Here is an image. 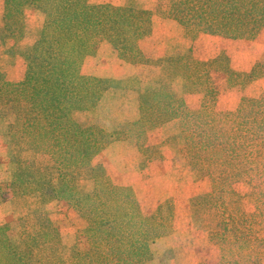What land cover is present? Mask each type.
Returning <instances> with one entry per match:
<instances>
[{
	"label": "trees",
	"instance_id": "16d2710c",
	"mask_svg": "<svg viewBox=\"0 0 264 264\" xmlns=\"http://www.w3.org/2000/svg\"><path fill=\"white\" fill-rule=\"evenodd\" d=\"M4 9L5 29L11 37L23 35L26 10L42 17L35 42L8 53L14 62L20 58L23 76H14L13 61L8 68L0 67V105L14 116L12 142L34 157H47L44 166H34L23 162L21 150L14 148L17 168L9 185L15 193L20 189L23 195L47 201L64 199L87 222L70 247L60 239L49 240L52 230L47 220L38 237L28 235L31 239H24L22 247L14 245L7 228L1 226L0 264H140L151 260V245L172 231L175 206L171 199L161 200L152 214L142 216L134 191L113 186L108 177L96 179L91 192L76 188V179L85 171L91 173L93 158L112 141L102 128L81 125L73 118V110L87 109L107 88L104 79L82 74L83 62L106 43L125 62L150 64L138 42L153 34L154 15L175 21L193 37L211 33L253 40L264 28V0H159L155 12L129 2L113 6L92 5L88 0H5ZM172 64L189 85L188 93L200 96L199 106L190 108L163 81L141 94L139 119L130 129L136 134L138 149L145 156L147 131L177 120L188 148V164L213 181L210 193L190 203L208 243L219 252L215 264H260L264 260L260 213L264 209V92L242 96L232 111H218L210 72L198 68L211 63L180 56ZM223 71L229 87L246 86L264 76V60L248 73ZM153 160L147 157L146 161ZM242 177L251 188L257 213L244 209L245 197L237 189Z\"/></svg>",
	"mask_w": 264,
	"mask_h": 264
},
{
	"label": "rangeland",
	"instance_id": "374dc122",
	"mask_svg": "<svg viewBox=\"0 0 264 264\" xmlns=\"http://www.w3.org/2000/svg\"><path fill=\"white\" fill-rule=\"evenodd\" d=\"M88 2L113 6L129 2L153 12L159 4V0ZM4 7L5 0H0L2 70L8 68L10 61L14 62L9 58L10 50L19 52L35 42L42 22L40 15L26 10L21 31L23 35L19 38L18 33L16 37H11L10 31L5 29ZM152 23L153 34L138 42L143 56L151 60L150 64L125 62L106 43L101 44L95 54L86 57L83 62L82 74L104 79L107 88L94 104L88 103L87 109L73 110V118L81 125L102 128L111 134L112 141L93 158L91 173L85 171L76 179V188L82 193L91 192L96 179L108 177L113 186H127L134 191L142 216L152 214L161 200H172L175 206L172 231L151 245L152 259L140 264H215L219 252L208 243V235L203 230L201 220L195 221L190 203L191 199L210 193L213 181L188 164L189 152L179 122L171 120L159 128L148 130L143 139L148 146L145 156L139 151L136 134L130 129L132 123L139 119L140 95L158 88L161 81L170 85L177 97H184L190 108H198L200 96L188 93L189 85L181 77V71L172 64V59L176 57L187 56L199 63H211L210 66L199 65L198 68L202 71L206 68L210 72L218 93L215 106L218 111L236 109L242 96L256 97L262 94L264 76L246 86L229 87L223 70L228 68L248 73L256 63L264 60V28L255 39L247 40L229 39L211 33H198L193 37L186 34L175 21L159 15H154ZM19 59L14 62L15 66L13 64L14 76L18 79L24 74V66ZM13 121L12 112L0 105V227L5 226L11 242L22 247V241L31 239L27 238L28 235L37 236L39 228L47 220L52 230L49 240L60 239L63 246L70 247L76 235L85 228V218L64 199L47 201L38 195H23L20 189L15 193L9 185L17 168L14 148L21 150L20 159L23 162L41 167L47 163V157H34L21 145L12 142L10 125ZM147 157L155 160L147 163ZM23 170L30 172L26 163H23ZM237 189L245 197L244 209L257 213L245 177L241 178ZM260 213L264 218V209ZM260 264H264V260Z\"/></svg>",
	"mask_w": 264,
	"mask_h": 264
}]
</instances>
